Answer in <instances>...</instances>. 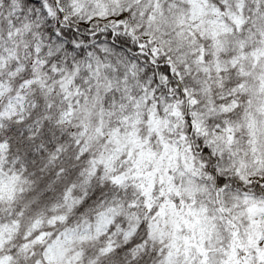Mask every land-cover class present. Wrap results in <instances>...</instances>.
Returning a JSON list of instances; mask_svg holds the SVG:
<instances>
[{"label": "snow or ice", "instance_id": "snow-or-ice-1", "mask_svg": "<svg viewBox=\"0 0 264 264\" xmlns=\"http://www.w3.org/2000/svg\"><path fill=\"white\" fill-rule=\"evenodd\" d=\"M0 264H264V0H0Z\"/></svg>", "mask_w": 264, "mask_h": 264}]
</instances>
